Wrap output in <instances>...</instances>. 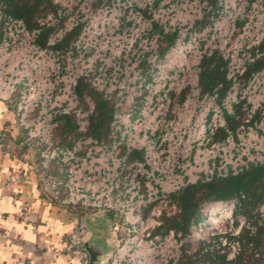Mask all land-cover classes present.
<instances>
[{
    "label": "built area",
    "instance_id": "obj_1",
    "mask_svg": "<svg viewBox=\"0 0 264 264\" xmlns=\"http://www.w3.org/2000/svg\"><path fill=\"white\" fill-rule=\"evenodd\" d=\"M53 4L30 29L0 0V102L15 105L19 146L37 154L41 195L119 219L111 228L119 244L105 264H177L194 242L201 252L230 248L233 259L239 245L223 235H237L244 223L222 234L198 219L180 237L163 217L184 188L264 165V0ZM214 54L226 63L228 85L205 91L202 62ZM81 79L112 102L106 140L88 134L95 107L77 94ZM60 116L75 123L67 146L54 140ZM216 204L231 214L236 200L209 202ZM90 236L78 223L63 251H84Z\"/></svg>",
    "mask_w": 264,
    "mask_h": 264
},
{
    "label": "trees",
    "instance_id": "obj_2",
    "mask_svg": "<svg viewBox=\"0 0 264 264\" xmlns=\"http://www.w3.org/2000/svg\"><path fill=\"white\" fill-rule=\"evenodd\" d=\"M3 2L5 12L21 19L30 29L38 26L39 18L55 11L53 0H3ZM46 35L47 30H43L39 43H44ZM71 36L70 34L67 37V41ZM170 40L171 36L165 37L166 44ZM262 63L263 61H258L251 65L248 72L259 69ZM225 65V61L217 54L203 60V71L200 76L203 90L209 91L218 84L227 87ZM76 92L80 98L84 95L89 96L95 107L88 134L97 140H106L113 113L112 102L106 101L101 94L90 89L83 79L78 81ZM75 135L73 117H58V127L54 134L55 142L67 146ZM231 200H236L234 216L240 215L244 218V225L237 235H223L239 245V251L234 258L228 260L226 252L220 253L219 249L201 252L202 245L199 244L191 254L184 252L177 264H264V215L258 212V208L264 204V165L252 166L237 175L190 185L173 194L170 196V203L176 206V210L169 216L163 217L164 228L172 230L180 237H185L191 223L200 218V210L205 204ZM70 209L77 214H82L80 210H84ZM111 214L109 216L113 218L114 215ZM117 220L119 222V219ZM114 223L116 222L112 224ZM234 225L238 226V221ZM189 247L190 245L186 244L185 248Z\"/></svg>",
    "mask_w": 264,
    "mask_h": 264
},
{
    "label": "crops",
    "instance_id": "obj_3",
    "mask_svg": "<svg viewBox=\"0 0 264 264\" xmlns=\"http://www.w3.org/2000/svg\"><path fill=\"white\" fill-rule=\"evenodd\" d=\"M17 134L13 110L0 102V264H88L84 251H63L83 217L41 195L37 154Z\"/></svg>",
    "mask_w": 264,
    "mask_h": 264
},
{
    "label": "rangeland",
    "instance_id": "obj_4",
    "mask_svg": "<svg viewBox=\"0 0 264 264\" xmlns=\"http://www.w3.org/2000/svg\"><path fill=\"white\" fill-rule=\"evenodd\" d=\"M14 107L15 105H10L11 110H14ZM60 177L62 180H64L63 173L61 174ZM77 210H80V209H77ZM80 211H82L83 213L82 214L78 213L77 215L78 217H83L81 221L85 222V224L91 230L93 237L99 238V236L101 235L104 238L113 239V242L111 244L113 248L112 249V252H113V250L119 244V240H118L119 236L113 235L111 228L113 225L112 223L118 222V220L115 219V217L111 213L104 212V211H93V210H80ZM109 214H111L113 218H111ZM199 219H204V221L208 223L207 227H209L210 231H214V232L222 233V234L230 233V232L235 233L238 227L234 225L236 221H238L240 225L244 223V218L242 216L240 215L234 216L233 212L230 214L229 206H223L220 204L209 205V203L204 205L203 212L200 215ZM222 239L223 241L225 240L224 238ZM230 245H233V247L236 248V245L234 242H230ZM198 246H199V243L194 242L187 249L193 252L198 248ZM225 251L227 252V255L230 256L231 253L229 252H231V249L229 248V249H226ZM108 259L106 261H108ZM85 261H86V258H85Z\"/></svg>",
    "mask_w": 264,
    "mask_h": 264
},
{
    "label": "water",
    "instance_id": "obj_5",
    "mask_svg": "<svg viewBox=\"0 0 264 264\" xmlns=\"http://www.w3.org/2000/svg\"><path fill=\"white\" fill-rule=\"evenodd\" d=\"M83 223L85 224V222ZM111 244L112 242L106 241L104 237L96 238L91 233L89 240L83 245V250L88 257V264H105L113 249Z\"/></svg>",
    "mask_w": 264,
    "mask_h": 264
}]
</instances>
